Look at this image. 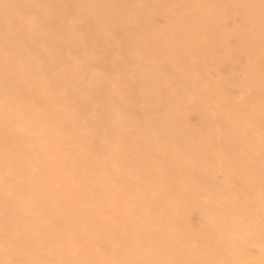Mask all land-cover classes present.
Here are the masks:
<instances>
[{
  "label": "bare ground",
  "instance_id": "bare-ground-1",
  "mask_svg": "<svg viewBox=\"0 0 264 264\" xmlns=\"http://www.w3.org/2000/svg\"><path fill=\"white\" fill-rule=\"evenodd\" d=\"M5 3L81 6L72 10H52L51 36L41 55L50 53L66 60L65 38L74 39L83 32L94 34L101 41V52L93 58L101 69L119 65L130 46L136 47L143 56V61H137L142 65L139 70L129 64L128 71L122 74L129 84L136 81L128 91L140 97L138 102L124 101L120 92L105 88L95 126L87 127L83 124V116L77 114L78 103L83 102L84 96L75 90L88 89L90 81L69 79L74 94L58 116L59 120L67 122V126L37 127L29 140L13 133L9 125L21 110V102L30 103L33 98L48 93L40 80L39 62L35 61V69L30 74V86L21 84L15 91H6L0 57V176L7 171L6 157L19 164L30 155L33 146L44 145L52 152L51 141H63L58 153L60 164L56 166L60 169L57 175L63 186L57 189L52 183L46 192L41 193L33 208V223L41 227L44 234H54L61 244H70L72 232L80 236L81 246L97 238L106 244L103 217L113 200L126 196L131 202L137 194L152 193L163 185L166 198L144 201L157 226L167 229L170 224L177 225L188 234L207 237L215 246L222 233L210 231L209 216L217 217L225 228L234 226L238 219L235 213L247 201L244 179L248 164L247 157L241 154L236 144L230 150L227 147L229 131L233 136H243L247 127L246 116L239 111L218 113L221 104L219 91L240 84L242 73L251 74L249 82L257 104L255 135L258 143L260 39L257 29L251 40L246 38L244 45L238 47L237 37L241 29L234 10L215 9L209 14L201 8L176 10L168 6L258 4L259 0H0V49L4 45L2 5ZM186 11L191 13V32L184 30L185 20L181 14ZM66 12L75 17L79 29L71 36L66 27L56 21ZM17 43L23 54L24 39ZM193 67L198 78L191 74ZM61 79L67 78L62 76ZM159 88L164 89L163 94ZM241 91L237 88L232 94L238 95ZM17 96L19 102L14 99ZM73 100L78 103H71ZM113 104L125 105L126 127L144 128L152 137L150 143L126 144L115 159L110 147L104 144L105 120L102 119L107 117ZM213 137L215 145L210 148V138ZM189 151L196 159L191 166L186 158ZM113 178L119 182L117 190L112 188ZM230 181L236 183V192L221 187ZM5 211L0 190V232L6 219L9 222L15 219L11 209H8L7 217ZM122 223L132 226L127 218H122ZM235 235L243 233L237 231ZM243 243L251 251L237 259L259 264L264 241L257 234ZM213 257L224 258L215 252ZM78 258L102 257L83 251ZM3 259L6 257L0 252V260Z\"/></svg>",
  "mask_w": 264,
  "mask_h": 264
},
{
  "label": "snow or ice",
  "instance_id": "snow-or-ice-1",
  "mask_svg": "<svg viewBox=\"0 0 264 264\" xmlns=\"http://www.w3.org/2000/svg\"><path fill=\"white\" fill-rule=\"evenodd\" d=\"M2 7L4 45L0 49V57L3 61L2 71L6 91L9 89L15 91L21 84L30 86V74L34 71L37 60L41 69L40 80L48 89L47 95L38 99L33 98L30 103L21 102V110L17 111L15 121L9 125L13 133L29 140L37 127L44 125L66 127L67 122L59 120L58 116L65 108V102L74 94L69 79L90 81L88 89L75 90L84 96L83 102L71 101L78 103L77 114L83 116V124L87 127L95 126V117L101 110L100 99L105 88L120 92L124 101H139L140 97L128 91L136 81L129 84L122 76L128 71L127 65L134 64L138 70L142 66L137 64V61H143L139 50L130 46L119 65L101 69L93 62V58L101 52V41L94 34L79 32L75 17L67 12L64 16L56 18V21L61 27H66L70 36L79 32L74 39L65 38L67 59L65 60L63 56H52L50 53L41 55L42 51H46L45 46L51 36L52 10L57 8L72 10L81 7L80 5L5 3ZM133 7H143V5ZM168 7L176 10L201 8L206 9L209 14L215 9L234 10L235 19L239 21L241 29L237 37L238 47L244 45L246 38L251 40L258 29L261 45L258 143L255 135L257 104L249 82L251 74L242 73L240 84L219 91L221 104L218 113L243 112L247 122L243 136H233L232 131L228 132V149L236 144L238 150L248 160L244 179L247 201L235 213L238 219L234 221V226L225 228L218 222L217 217L209 216L210 231L222 233L215 246L207 237L188 234L177 225L170 224L167 229L158 227L151 210L145 208L144 201L166 198L164 186L160 185L152 193L137 194L131 198V202L126 196L113 200L103 217L106 244H102L97 238L81 246L80 236L75 232L70 234V244H61L54 234H44L43 229L33 223V208L38 203L41 193L46 192L47 187L52 183L57 189L63 186L57 175L60 169L56 167L60 164L61 157L58 153L63 141L52 140V152L46 150L44 145L33 146L30 155L19 164L7 157L4 161L7 171L0 176V190L3 192L6 217L9 214L8 209H11L15 219L12 222L6 219L0 232V252L6 257L0 260V264H253L252 261H241L237 257L246 251H251L250 248L245 247L243 241L257 234L264 241V0H259L258 4H175ZM181 15L185 20L184 30L191 32L193 27L191 13L186 11ZM101 32H104L103 27ZM21 39H24L26 44L23 54L19 51L17 43ZM251 63L249 59V65ZM190 71L194 78H198L194 67ZM62 76L67 79H61ZM237 88L242 91L238 95H233V91ZM158 90L163 94V88ZM14 99L20 101L19 96ZM125 111L124 104H113L107 117H102L105 120L104 144L112 150L113 159L126 144L140 141L150 143L152 139L144 128L125 126ZM246 137L248 139H245ZM214 145L213 137L210 138L209 147L214 148ZM186 158L190 166L196 163L192 151L186 154ZM221 187L231 192L237 191L234 181L226 182ZM112 188L113 190L119 188V182L115 178ZM122 218L130 220L132 226L122 223ZM237 231L243 235H235ZM164 232L167 235H163ZM83 251H89L94 256L102 258L79 259ZM213 252L224 258L215 259ZM260 254L259 264H264V244L260 248Z\"/></svg>",
  "mask_w": 264,
  "mask_h": 264
}]
</instances>
